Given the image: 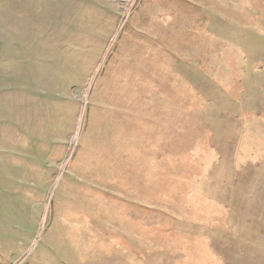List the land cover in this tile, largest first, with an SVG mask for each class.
Wrapping results in <instances>:
<instances>
[{
  "label": "rangeland",
  "instance_id": "rangeland-1",
  "mask_svg": "<svg viewBox=\"0 0 264 264\" xmlns=\"http://www.w3.org/2000/svg\"><path fill=\"white\" fill-rule=\"evenodd\" d=\"M0 264H264V0H0Z\"/></svg>",
  "mask_w": 264,
  "mask_h": 264
}]
</instances>
